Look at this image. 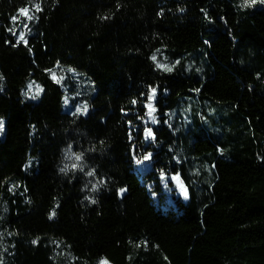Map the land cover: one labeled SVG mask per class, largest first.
Instances as JSON below:
<instances>
[{
    "label": "trees",
    "instance_id": "obj_1",
    "mask_svg": "<svg viewBox=\"0 0 264 264\" xmlns=\"http://www.w3.org/2000/svg\"><path fill=\"white\" fill-rule=\"evenodd\" d=\"M0 121V264H264V0H0Z\"/></svg>",
    "mask_w": 264,
    "mask_h": 264
},
{
    "label": "snow or ice",
    "instance_id": "obj_2",
    "mask_svg": "<svg viewBox=\"0 0 264 264\" xmlns=\"http://www.w3.org/2000/svg\"><path fill=\"white\" fill-rule=\"evenodd\" d=\"M244 2H245V4H248L249 3V0H244ZM251 2L252 3H255V0H251ZM34 7H35V9H36V11H40L41 9H40V5L39 4H35L34 5ZM28 9H21L20 10V15H23V16H25V17H27V19H33L34 17H32V16H29L28 15ZM15 19V18H14ZM19 40L20 41H24L25 43H26V41H25V38H24V35L23 34H21L20 35V37H19ZM153 59H155V57H153ZM159 66V65H158ZM30 88H31V85L29 86ZM155 90H153V92H154ZM33 98H35V97H33ZM85 110H86V106H85ZM78 111H79V109H78ZM2 129H3V121H0V131H2ZM148 132H149V134H150V130H148ZM150 155V154H149ZM149 158V156H145L144 157V159L146 160V159H148ZM76 159L77 160H79L80 159V156H77L76 157ZM138 163H140L141 161H137ZM89 175H92L93 173H88ZM123 191H125L124 189H121V192H123ZM187 195V193L185 192V196Z\"/></svg>",
    "mask_w": 264,
    "mask_h": 264
},
{
    "label": "rangeland",
    "instance_id": "obj_3",
    "mask_svg": "<svg viewBox=\"0 0 264 264\" xmlns=\"http://www.w3.org/2000/svg\"><path fill=\"white\" fill-rule=\"evenodd\" d=\"M160 65H162V63H160ZM2 137V134L0 133V138ZM174 183H175V186H176V188L178 189V191L180 192V191H182V192H180L182 195L184 194V198H185V192H186V190H185V187H184V185L182 184V182L180 181V179L179 178H177V177H175L174 178ZM99 264H107L106 262H104L103 260H101L100 262H99Z\"/></svg>",
    "mask_w": 264,
    "mask_h": 264
}]
</instances>
